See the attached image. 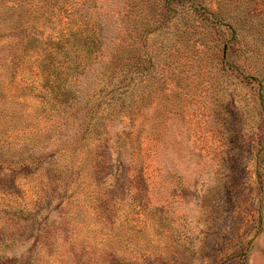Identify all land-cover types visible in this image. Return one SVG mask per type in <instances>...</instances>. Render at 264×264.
<instances>
[{
    "label": "rangeland",
    "instance_id": "1",
    "mask_svg": "<svg viewBox=\"0 0 264 264\" xmlns=\"http://www.w3.org/2000/svg\"><path fill=\"white\" fill-rule=\"evenodd\" d=\"M112 1L117 80L54 46L94 0H0V264H264V0L205 1L225 58L229 26Z\"/></svg>",
    "mask_w": 264,
    "mask_h": 264
},
{
    "label": "trees",
    "instance_id": "2",
    "mask_svg": "<svg viewBox=\"0 0 264 264\" xmlns=\"http://www.w3.org/2000/svg\"><path fill=\"white\" fill-rule=\"evenodd\" d=\"M156 1L159 5L157 6L164 9V13L166 11L168 12L170 15H168V18H173L176 15H179L187 16L189 19H191L192 24L190 23L186 26V28L188 27L189 31H191L190 33L197 30L195 20L199 18L202 21H209L210 25L213 24L214 26L218 25L221 27V25L225 24L229 26L231 28V32L228 34L222 32L220 34V38L217 39L223 44L222 50L224 51V58L228 56V51L234 48L236 43L239 42L238 32L234 27H232V22L229 20L230 18L225 15L226 12L222 10L218 2L214 3L215 7H211L205 2L206 0ZM104 2L105 8L102 9ZM128 7V1L114 2L112 0H94V5L91 9L93 11L92 16L89 18L91 23L90 32H86V28L89 26L86 18L83 26H75V28L71 26L68 33H61L60 37L65 35L66 38H61L60 40L56 41L58 44H54V46H58L57 49H63L64 53H67V51L71 48L81 49L83 51L81 58L87 60V56L85 54L86 41L87 39H90L92 41V45L94 46V55H92V60L94 65L98 66L99 69L96 72L97 75L99 73V76H105L111 73L114 80L123 78V65L125 64V60H127L125 54L128 44V40L126 38L128 29H126L124 24V16L129 9ZM164 20H167V18L165 19L164 17ZM204 27H207V25L204 24ZM134 45L135 42L133 46ZM134 53L137 55L136 50ZM138 63L139 62L137 61V64ZM99 66L101 68H105L101 70ZM247 77L249 79H258L251 73H249ZM260 81L262 82V80ZM259 97L264 107V94L259 92Z\"/></svg>",
    "mask_w": 264,
    "mask_h": 264
}]
</instances>
